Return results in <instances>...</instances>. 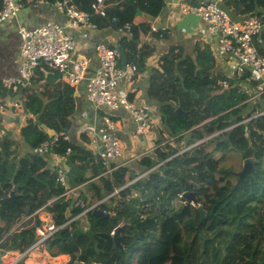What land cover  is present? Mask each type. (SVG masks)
Instances as JSON below:
<instances>
[{
	"label": "trees",
	"instance_id": "16d2710c",
	"mask_svg": "<svg viewBox=\"0 0 264 264\" xmlns=\"http://www.w3.org/2000/svg\"><path fill=\"white\" fill-rule=\"evenodd\" d=\"M73 1L91 13L90 22L96 29L118 31L129 27L131 37L124 32L117 45L124 51L126 63L136 66L135 73L146 69L156 52L149 44L139 47L138 43L152 28L149 22L136 19L140 13L159 16L164 0H106L102 15L91 9L94 0ZM223 7L238 19L256 10L264 12V0H223ZM154 35L160 41L169 39L167 29ZM260 38L262 43L256 45L264 54V33ZM156 54L158 62L150 69L146 95L160 103L164 125L156 140L158 147L138 160L145 171L155 168L129 185L141 172L132 174L128 167L120 166L105 176L107 166L103 162L96 161L83 145L65 138L76 108V93L56 69L38 64L25 86H5L0 81V98L20 93L29 113L19 131L27 151L21 152L18 141L9 136L0 139V239L4 237L0 257L6 252H23L37 238L30 221L12 230L25 213L18 214L16 204L7 199L11 192L21 209L37 211L44 207L53 223L60 226L122 188L97 205L111 217L94 216L88 211L57 229L47 239L48 247L68 254V264H190L196 258L198 241L207 250L201 234L207 240L205 231L216 230L231 233V240L225 250L212 245L214 261L219 257L221 264H264V115L231 127L251 115L243 114L250 93L239 86L247 76L227 78L217 68L216 50L196 38L191 52L181 43H168ZM118 64L122 65L120 59ZM248 81L251 86L255 83ZM177 107L187 114H176ZM245 128L250 130L251 140L244 136ZM82 136L83 144L89 142L85 134ZM53 137L57 140L52 153L64 155L69 149L65 155L68 186L83 185L92 197L89 200L82 191L83 206L72 205L62 195L66 188L58 182L56 168L48 167L40 152L41 144ZM227 151H238L243 159H258L255 176L238 183L236 175L221 164ZM216 153L221 155L216 157ZM184 192L195 193L206 212L202 220L198 208L191 204L172 206V200ZM79 218L86 219V227ZM116 227L121 247L114 242Z\"/></svg>",
	"mask_w": 264,
	"mask_h": 264
},
{
	"label": "built area",
	"instance_id": "2783aa9c",
	"mask_svg": "<svg viewBox=\"0 0 264 264\" xmlns=\"http://www.w3.org/2000/svg\"><path fill=\"white\" fill-rule=\"evenodd\" d=\"M223 0H198L197 3H186L182 1L180 9L184 15H193L203 22L202 28L196 29V34L201 37L214 38L216 40V55L221 65V71L228 77L249 75L255 85L249 88L252 91L248 102L260 103L263 108L249 117L244 118L232 127L246 124L257 116L264 115V54L256 45L264 30V13L254 12L234 19L221 5ZM106 0H94L91 9L94 13L104 14L107 7ZM54 7L64 16V23L54 20L46 21L33 28L20 27L18 32L21 38L19 48V74L3 80L6 86H25L32 77L33 70L38 64H44L62 73L66 83L77 85L85 81L86 96L93 106L96 116H100L105 129L97 134L100 150L94 154L97 161L107 166V172L124 165L120 159L123 155L122 145L118 138L113 135L117 124L108 115L110 111L124 109L131 114L136 127V133L143 134L152 121L149 110L143 106L130 101L127 95L118 92V86L124 78L136 70L133 64L118 66V53L116 48L100 43L95 47L98 57V66L90 70V64L86 58H78L71 62V54L75 49V40L69 34V30L80 26H94L90 22L91 13L81 10L73 0L56 1ZM21 8L20 0H2L0 8V23L14 17ZM129 27H126L128 30ZM129 31V30H128ZM227 58V63L222 62V57ZM244 86L247 85L244 84ZM12 106H17L12 103ZM101 114V115H100ZM264 135V130H263ZM92 136H95L93 134ZM244 136L251 140L250 130L244 129ZM67 138V137H66ZM57 137L43 142L40 150L53 154L54 161L51 167L56 168L58 182L65 186L63 196L70 199L72 205L82 206L80 193L76 187L67 185V178L61 162L66 160L65 155L54 154L51 151ZM97 147V144H96ZM117 162V163H116ZM114 164L113 166H111ZM141 175L136 176L139 178ZM119 190L116 189L114 193ZM182 198V194H178ZM96 204L86 210L93 209ZM38 216L40 225L35 227L37 240L31 245L36 246L49 238L57 229L66 226L73 219L82 214L68 219L65 223L57 226L53 223L50 213L43 208L28 215L25 220ZM4 237L0 239L2 241ZM16 258L0 264H19Z\"/></svg>",
	"mask_w": 264,
	"mask_h": 264
},
{
	"label": "crops",
	"instance_id": "0c3cea01",
	"mask_svg": "<svg viewBox=\"0 0 264 264\" xmlns=\"http://www.w3.org/2000/svg\"><path fill=\"white\" fill-rule=\"evenodd\" d=\"M56 1L62 0H20L21 8L18 14L0 23L1 82H3V80L8 77H15L19 74V47L21 38L18 30L20 27L33 28L49 20H54L59 23L65 22L63 14L54 7V3ZM182 1L184 0H164L165 5L162 12L155 18H151L150 16L141 14L139 12L140 14L137 17L136 22L147 21L152 28V30L147 34L141 35L140 41L138 43L139 47L145 44H149L154 48V51L158 53L162 48L166 47L168 43H181L188 52H191V50L193 49V42L196 38L210 43L212 47L216 49V40L214 38L201 37L196 34V29L202 28L203 22L200 21L196 16L182 14L180 9ZM185 1L186 3L198 2V0ZM221 5L223 6V2ZM254 12L264 13L261 10H256ZM166 29L169 31L168 40L160 41L155 38L154 32ZM68 32L75 40V49L73 51L71 61H74V59L77 58H87L90 64V70H94L98 66V57L95 51V47L97 44L104 43L109 46L118 47V40L124 32L127 33V36L129 37H131L132 35L130 31L127 32L126 30L116 31L111 28L96 29L94 26H80L78 28L71 29ZM263 33L264 30L261 34ZM261 43L262 39L260 38L257 40L256 44ZM156 53L152 54L151 59L147 61L146 69L137 71L136 73L134 72L135 74H129V76L124 78L118 86V92L121 95H127V98L130 101L149 110L152 121L147 130L143 134L136 133V124L131 114L124 109H118L115 111H110L108 113L111 119L117 124V128L113 131V135L119 139L122 145L123 155L120 160L124 162V165L128 167L130 171H133L132 173L145 172V168L138 164V160H140V158L144 155H151V153L158 147V145L156 144V140L160 138V131L162 130V127L164 125L159 113L160 103L155 100L149 99L146 95L150 69L152 66L154 67L158 62ZM222 62L227 63V58L225 56L222 57ZM217 68L219 71H221V65L219 61L217 62ZM246 76L247 81L252 80L249 75ZM244 84L247 85V88H245L247 91L249 89L248 86L252 87L250 81H248V83L244 82ZM243 87L245 86L243 85ZM245 89L243 90L245 91ZM75 93L76 108L75 112L71 116V127L68 132L67 138L72 143L81 146L83 145L86 149H89L90 152L96 154L100 150L97 134L101 131L106 130L105 126L101 122L100 116L95 115L93 106L90 105L86 98L85 81L80 82L75 87ZM13 102H17L19 104V107H11V105L9 104ZM2 106L3 108H1ZM248 107H250L251 110L248 113L251 114L253 112L260 111L263 108V105L260 103H255ZM252 109L255 111H253ZM28 117L29 113L26 111L23 98L20 93L15 96L8 95L0 98V139L3 136H9L17 140L21 152H25L28 150L27 144L23 141L19 134L20 128L26 124V120ZM86 119L89 121V123L86 122ZM90 120L92 121L91 124ZM82 133L85 134V137L89 138V142L84 143L85 145L83 144ZM93 134H95V136H92ZM160 144L162 145V142ZM183 150L184 148L180 150L179 153H181ZM32 152L35 151L32 150ZM41 154L47 160V166L50 167L52 165V162L54 161L53 154L42 152ZM243 160L244 159L242 158V161ZM60 166L66 169V161L61 162ZM241 168L236 172H239ZM236 172H232L234 176L236 175ZM103 174L106 176L109 173L106 172ZM75 187L77 188L79 193H82V191H84V195H87L89 200L90 198H92L88 191L84 189L83 185H78ZM106 197L99 200V203L105 202L107 200ZM185 201L187 200L176 196V199L172 200V206L174 208H177ZM44 211L48 212L45 209ZM25 218L26 216H22L12 230L23 227L26 223H28V220L24 221ZM79 219L80 224L83 227H86V219ZM31 223L32 220L30 221V224ZM1 226L2 222L0 221V227ZM16 258L20 259L19 264H68L70 260V256L68 254L60 253L54 247H48L46 242L33 247L29 246L23 252H6L0 257V262H7ZM132 259L133 263L134 258Z\"/></svg>",
	"mask_w": 264,
	"mask_h": 264
},
{
	"label": "water",
	"instance_id": "95a60500",
	"mask_svg": "<svg viewBox=\"0 0 264 264\" xmlns=\"http://www.w3.org/2000/svg\"><path fill=\"white\" fill-rule=\"evenodd\" d=\"M117 52H118V55H119V58L121 60L122 65L126 64L125 53H124V51L122 50V48L120 46L117 47ZM175 113L176 114H184V115L187 114V112L186 111H183L180 107H177L175 109ZM42 127L47 131V133L49 135L52 134V131L51 130H49L45 126H42ZM258 163H259V160L258 159L245 158L243 160V164H242L241 170L236 173V175H237V182L240 183L242 181H245L247 179H250L251 177H254L255 174H256V172H257L256 165ZM86 176H88V174ZM183 195H184V197L186 198V200L189 203H192L193 205H196L197 206L198 210L200 211V219L202 220L204 218L206 212L202 208L201 204H198V201H197V198H196L195 193L194 192H184ZM7 199L10 200V201H12V202H14L16 204L17 209H18V214H21V213L31 214L32 213V209L31 208H29L27 210H23V209L20 208V205L17 202L16 196L14 195L13 192L10 193V195L8 196ZM0 202H2V200H0ZM92 214L94 216H103V217H108V218L111 217V214L104 213L100 209H94L92 211ZM34 220H35V222L31 226V229L32 230H35V227L38 226V225H40V221H39L37 215H34ZM113 236H114L115 245L118 246V247H121V237H120V233H119V227H116L115 228L114 233H113ZM75 264H95V263H83V262L76 261Z\"/></svg>",
	"mask_w": 264,
	"mask_h": 264
},
{
	"label": "rangeland",
	"instance_id": "374dc122",
	"mask_svg": "<svg viewBox=\"0 0 264 264\" xmlns=\"http://www.w3.org/2000/svg\"><path fill=\"white\" fill-rule=\"evenodd\" d=\"M245 83H248L247 80L244 81ZM249 91V89H248ZM250 96L252 94V91L250 92ZM250 111V107H247L244 113H248ZM86 122L89 123V121L86 119ZM90 120V124H91ZM221 153H216L215 156L219 157ZM264 161V159H263ZM242 158L241 153L238 151H227L224 154V158L221 160V164L224 165V167L230 169L232 172L238 171L242 166ZM237 173V172H236ZM230 179H233V175L229 174L228 176ZM178 206V204H177ZM224 229H230L231 227H223ZM205 234L207 236V240L204 237L203 233L201 234L202 238L205 242H207V250L206 252L202 248V243L199 241L198 244V250L197 255L194 260H191L190 264H221L219 263V257L214 261L212 258L211 250L212 245H216L219 249L225 250L224 247L227 246V243L231 240V233L226 232H217L215 231H205Z\"/></svg>",
	"mask_w": 264,
	"mask_h": 264
},
{
	"label": "clouds",
	"instance_id": "9594fccd",
	"mask_svg": "<svg viewBox=\"0 0 264 264\" xmlns=\"http://www.w3.org/2000/svg\"><path fill=\"white\" fill-rule=\"evenodd\" d=\"M124 30H126L127 32H128V30L125 28ZM20 48V47H19ZM114 48H116V50H117V47H114ZM118 53V52H117ZM72 54H73V52H72ZM72 54H71V57H72ZM78 59V58H77ZM87 59V58H86ZM120 58H119V55H118V60H119ZM70 60H71V58H70ZM76 59H74V61H75ZM74 61H71L72 63L74 62ZM121 61V60H120ZM122 64V63H121ZM125 65H127V63L126 64H124V65H121V66H125ZM128 65H130V64H128ZM118 66H120L119 64H118ZM136 71V70H135ZM134 71V72H135ZM59 72V71H58ZM133 72V73H134ZM60 73V72H59ZM221 73H223L222 71H221ZM61 74V76H62V79H63V81L64 82H66L65 81V79H64V77H63V75H62V73H60ZM224 74V73H223ZM225 75V74H224ZM226 76V75H225ZM227 77V76H226ZM233 77H238V76H233ZM232 77V78H233ZM228 78V77H227ZM3 83V82H2ZM4 84V83H3ZM68 84V83H67ZM5 85V84H4ZM69 85V84H68ZM78 85V84H77ZM77 85H70V86H73L74 88L77 86ZM243 85H244V82H240L239 83V86H241V88H243V89H245L246 88V86L245 87H243ZM6 86V85H5ZM253 87V86H252ZM252 87H250V88H252ZM86 90V89H85ZM245 91H247L246 89H245ZM247 92H249V91H247ZM17 95V94H16ZM251 97V96H250ZM249 97V98H250ZM86 98H87V96H86ZM249 98L246 100L247 102H248V100H249ZM88 100V99H87ZM89 102V101H88ZM13 103H16V105L17 106H12V103L11 104H9V105H11V107H19V104L17 103V102H13ZM90 103V102H89ZM90 105H91V103H90ZM251 105H253L252 103H250V102H248V106H251ZM1 108H3V106L1 107ZM253 110V109H252ZM251 111V110H250ZM255 112H253V113H251V115L252 114H254ZM243 114H247V113H243ZM101 115V114H100ZM262 116V115H261ZM243 120V119H242ZM238 123V122H237ZM234 124H236V123H234ZM233 124V125H234ZM232 125V126H233ZM231 126V127H232ZM44 129V128H43ZM45 130V129H44ZM46 131V130H45ZM53 133V132H52ZM52 135V134H51ZM67 136H65V138H66ZM199 143V142H198ZM162 144H163V142H162ZM197 144V143H196ZM159 145H161V144H159ZM194 145V144H193ZM190 147H192V145L191 146H188V147H185L184 148V150L185 149H189ZM40 152H42L41 150H40ZM42 153H45V152H42ZM66 161V160H65ZM114 164H112L111 166H113ZM122 166H125V165H122ZM51 167V166H50ZM120 167V166H119ZM51 168H54V167H51ZM117 168V167H116ZM116 168H114V169H116ZM153 168H155V167H152L151 169H149V170H146L145 172H141V173H139L138 175H141L139 178H141L143 175H145L147 172H149L150 170H152ZM113 169V170H114ZM64 171H65V169H64ZM106 172H107V170H106ZM105 172V173H106ZM108 173H110V172H108ZM132 174H135V173H132ZM138 175H136V176H138ZM136 176H135V178L132 180V181H130V182H128V184L127 185H129V184H132L135 180H137V179H139V178H136ZM67 178V177H66ZM67 185H68V183H67ZM70 187V186H69ZM70 188H73V187H70ZM122 188H118V190L120 191ZM116 190V189H115ZM115 190L110 194V195H108L106 198H109L110 196H113V195H116V194H118V192L117 193H114L115 192ZM179 194H182L183 195V193H179ZM63 195V194H62ZM177 197H178V195H177ZM182 199H186L185 197H184V195H183V197H182ZM94 204H96L95 205V207L93 208V209H89V210H86L88 207H90V206H92V205H94ZM94 204H91V205H89V206H87L85 209H84V211L83 212H81L80 214H82L81 216H83L86 212H88V211H93L94 209H99V208H97V205L99 204V201L98 202H96V203H94ZM182 204H191L192 206H194V207H197L196 205H193L192 203H189L188 201H185V202H183ZM199 204V203H198ZM83 206V205H82ZM43 209H45L44 207H42ZM41 209V208H40ZM39 210V209H38ZM37 210V211H38ZM46 210V209H45ZM101 210V209H100ZM104 213H108V212H106V211H104V210H102ZM33 212H35V211H33L32 210V213ZM31 213V214H32ZM28 215H30V214H26L25 213V215L24 216H28ZM79 215V214H78ZM80 217V216H79ZM28 221H31L32 220V223L30 224V226H32L33 224H34V222H35V220H34V216H33V218H31V219H27ZM74 220V219H73ZM24 221H25V219H24ZM69 224V223H68ZM61 228V227H60ZM115 230V229H114ZM35 231V230H34ZM113 233H114V231H113ZM48 239V238H47ZM47 239L46 240H44L41 244H43V243H45L46 241H47ZM36 240H37V238H36ZM101 264V263H100Z\"/></svg>",
	"mask_w": 264,
	"mask_h": 264
}]
</instances>
